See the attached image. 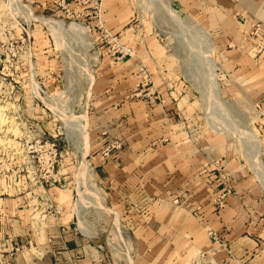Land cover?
I'll list each match as a JSON object with an SVG mask.
<instances>
[{
    "label": "crops",
    "instance_id": "crops-1",
    "mask_svg": "<svg viewBox=\"0 0 264 264\" xmlns=\"http://www.w3.org/2000/svg\"><path fill=\"white\" fill-rule=\"evenodd\" d=\"M36 1L43 10L56 2ZM170 2L197 22L210 40L215 68L222 77L218 97L230 106L231 100L243 103L257 113L260 147L254 151L264 155V30L261 35L254 33L258 24L264 29V0ZM104 6L106 26L137 55L149 57L161 99L133 95L139 84V57L116 60L98 46L94 32L96 45L90 54L94 61L87 66L93 81L89 85L85 77L82 94L71 101L74 113L87 120V139L77 133L76 125L77 134L59 136L61 118L49 111L46 101L22 97L24 130L10 124V137L19 131L23 136L58 140L59 172L66 184H40L21 140L20 147L4 141L0 264H243L254 255L257 264H264V184L254 169L257 158L251 147H235L230 134L206 127L199 91L175 51L152 31L138 0H104ZM37 39L46 44L32 49L36 61L26 62L25 69L42 72V91L53 93L61 86L60 52L52 45L55 36L44 29ZM89 45L90 53L93 44ZM112 139L121 140L122 148L103 158L101 152ZM84 162L87 174L90 170L104 190L101 202L107 207L98 205L107 209L113 225L129 235L121 251L100 237L94 239L88 227L77 222L92 195L85 191L78 205ZM76 166L78 180L73 174ZM259 166L262 169L264 164ZM223 171L234 191L217 206L214 197L226 190L220 177ZM208 228L225 238L226 249L214 251ZM5 239L19 248L13 255L1 252Z\"/></svg>",
    "mask_w": 264,
    "mask_h": 264
},
{
    "label": "rangeland",
    "instance_id": "rangeland-1",
    "mask_svg": "<svg viewBox=\"0 0 264 264\" xmlns=\"http://www.w3.org/2000/svg\"><path fill=\"white\" fill-rule=\"evenodd\" d=\"M70 2L71 11L77 15L83 8L77 5V0H70ZM138 2L143 10V15L145 14L144 16H147L146 19L150 22L152 31L158 33L160 41L166 47L175 51L180 65L185 69L184 73L188 80L199 91L205 109L203 117L206 127L230 134L235 147H251L258 164V166H254V169L261 168L259 165L260 163L264 164V155L254 151L255 147H260L256 128L257 113L243 103L239 104L231 100L230 106L227 100L220 95L218 97L217 86L222 77L215 68L211 55V42L202 31L201 26L189 17L182 15L177 8L171 5L170 0H138ZM38 5L36 0H0V147H4L3 144L6 140L12 147H17L19 140L23 146L27 147L31 140L34 141L38 137L36 134L23 136L18 133L19 131L17 134L12 133L10 137L8 125L11 124L13 129L21 127L24 130L21 111L25 105L22 102V97L46 101L45 103L52 109L49 111H53L57 117L61 118H59L61 121L59 136L65 137L68 132L76 133L75 125L79 123L77 118H81V124L85 125V122L87 124V120H84L80 113H74L75 105H72L71 101L82 94L85 77L88 78L89 85L93 81L92 74L87 76V66L91 60L94 61V56L90 54L94 53L93 48H95L90 24L83 18L77 19L73 15L68 17L64 9L56 2L48 6L47 10L41 9V6L39 8ZM53 18H61L66 20V23L63 25V22ZM54 23L61 27L50 25ZM144 24L146 25V21ZM42 29L46 33L49 32L50 37L55 36L52 45L60 52L61 70L58 78L61 86L53 93L42 91L44 89L41 86L40 74L42 72L25 69L26 62L34 63L36 61L32 49L43 47L46 44V41L37 39ZM207 40L209 41L206 42ZM88 42L89 46L93 44L90 53L87 49ZM148 59L147 56L145 60L149 67ZM30 128L34 129L32 125ZM251 135L258 138L257 142L254 143L251 140ZM262 170L264 171V167ZM13 171L11 169V173ZM73 174L77 176V166ZM85 174L87 173L81 169L80 177L85 183L86 192L87 194L92 193L93 196L90 194V197L86 199L83 212L77 216V222L80 224L83 221L81 225L84 223L88 227V229L84 228L94 239L100 237L102 241L111 243L112 249L121 251L124 247L120 246L122 242H128L129 235L125 229L122 230L121 227L113 225L111 222L113 219L110 220L108 214L98 205L102 201L101 196L104 195L98 178L90 170L86 176ZM78 187H80V183ZM101 203L107 207L103 202ZM5 241L7 242L6 239ZM3 251L10 253L11 246L5 243L1 248V252Z\"/></svg>",
    "mask_w": 264,
    "mask_h": 264
},
{
    "label": "built area",
    "instance_id": "built-area-1",
    "mask_svg": "<svg viewBox=\"0 0 264 264\" xmlns=\"http://www.w3.org/2000/svg\"><path fill=\"white\" fill-rule=\"evenodd\" d=\"M77 2V5L83 8L77 15L73 14L71 11L70 0H62L60 2L56 1V4L64 9V12L68 17L73 15V17H76L77 19L83 18L87 21L90 24L91 32H95L96 34L98 46H101L107 54L112 55L116 60L119 61L128 57L138 56L139 84L133 95L148 100L161 99L160 93L156 88L153 74L145 60L147 55H137V52L134 51L132 47L124 43L118 33H114L106 26L104 21V13L106 11L104 0H77ZM53 19L63 22V25L66 23V20L61 18ZM50 25L61 27L55 23ZM263 30V27L258 24L254 33L256 35H261ZM29 37L30 34L28 33V38ZM257 107L259 106L257 105ZM120 148H122V141L119 139H112L102 150L101 156L103 158H109ZM26 149L30 159L34 162V175L40 184L45 186H65L66 181L59 172L62 162V151L56 139L38 136L34 141L31 140V143L26 147ZM220 177L226 187V190L214 197L213 200L217 206H222L225 199L234 191L228 173L223 171L221 172ZM207 233L214 243L213 249L215 252H221L226 249V240L221 234H219V232L212 228H208ZM7 244L11 246L10 253L12 254L19 249L13 244L12 239H8ZM256 257L257 255H254L248 262L243 264H257L255 261ZM238 264H241V262L239 261Z\"/></svg>",
    "mask_w": 264,
    "mask_h": 264
},
{
    "label": "bare ground",
    "instance_id": "bare-ground-1",
    "mask_svg": "<svg viewBox=\"0 0 264 264\" xmlns=\"http://www.w3.org/2000/svg\"><path fill=\"white\" fill-rule=\"evenodd\" d=\"M57 21V20H56ZM52 23V22H51ZM59 23V22H58ZM60 24V23H59ZM205 33V32H204ZM201 36H202V34H201ZM203 37V36H202ZM203 39V38H202ZM204 39H205V37H204ZM209 40H207L206 42H208ZM206 42H204V43H206ZM211 44V43H210ZM205 45H207V43L205 44ZM209 48H210V46H209ZM208 48V49H209ZM206 49H207V47H206ZM210 51V50H209ZM210 55V54H209ZM207 56V55H206ZM209 57V56H208ZM86 114V113H85ZM85 114H82V115H85ZM76 116H78V115H76ZM75 119V118H74ZM80 119L81 118H77V122H79V123H76V130H78L77 131V133L79 132V133H82V135L84 136V138H86V131H85V125L84 124H81V122H80ZM76 132V131H75ZM77 133H75V134H77ZM82 135H80V136H82ZM79 136V137H80ZM82 136V137H83ZM75 137H77V135H75ZM78 137V138H79ZM88 137V136H87ZM250 138H251V140L255 143V142H257V137L256 136H253V135H251L250 136ZM87 139V138H86ZM85 139V140H86ZM87 141V140H86ZM82 142V144H83V142H84V140L82 141H80V143ZM79 143V142H78ZM85 143V142H84ZM79 146L81 147V144H79ZM83 146V145H82ZM260 162V161H259ZM83 165L81 166V169L85 172V173H87V170L89 169L88 168V165L86 164V162H84V163H82ZM254 165L255 166H258V164H257V162H255L254 163ZM257 170V173L259 174V177H260V179L262 180V182L264 183V174H263V171H262V169L260 168V167H257L256 168ZM87 174H85V176H86ZM90 175V174H89ZM88 177V176H87ZM89 179V178H88ZM80 180H81V178H80ZM82 181V180H81ZM85 182H86V180H85ZM85 183H83V181H82V184H81V186H80V193H79V202H78V205L80 206L81 205V202H82V197H83V195H84V193H85V189H83V186H85L84 185ZM88 186V185H87ZM86 187V186H85ZM83 190H84V192H83ZM104 210H107V209H104ZM81 223H82V221H81ZM81 227H82V225H81ZM83 228V227H82ZM87 229V228H86Z\"/></svg>",
    "mask_w": 264,
    "mask_h": 264
}]
</instances>
